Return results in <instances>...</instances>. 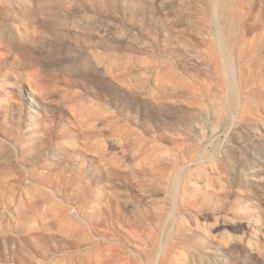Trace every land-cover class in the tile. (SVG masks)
<instances>
[{"label": "rangeland", "instance_id": "obj_1", "mask_svg": "<svg viewBox=\"0 0 264 264\" xmlns=\"http://www.w3.org/2000/svg\"><path fill=\"white\" fill-rule=\"evenodd\" d=\"M0 264H264V0H0Z\"/></svg>", "mask_w": 264, "mask_h": 264}]
</instances>
